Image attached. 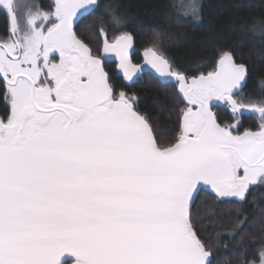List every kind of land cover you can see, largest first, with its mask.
Returning <instances> with one entry per match:
<instances>
[{"label": "snow or ice", "instance_id": "6c2138e0", "mask_svg": "<svg viewBox=\"0 0 264 264\" xmlns=\"http://www.w3.org/2000/svg\"><path fill=\"white\" fill-rule=\"evenodd\" d=\"M0 12V264H217L197 201L264 188V80L243 95L249 67L228 50L189 73L159 34L135 63L134 35L98 0ZM147 70L173 86L169 133L126 90Z\"/></svg>", "mask_w": 264, "mask_h": 264}, {"label": "trees", "instance_id": "16d2710c", "mask_svg": "<svg viewBox=\"0 0 264 264\" xmlns=\"http://www.w3.org/2000/svg\"><path fill=\"white\" fill-rule=\"evenodd\" d=\"M195 1L198 20L186 7L191 3L184 0H100L99 9L122 16L124 22L120 29L132 32L135 37V62L141 61L139 53L153 43L157 34L164 54L189 73H194L197 67H206L217 51H232L249 67L243 95L259 96L260 81L264 80V32L256 31V26L264 23V0ZM99 19L109 26L110 34L116 30L110 27L107 15ZM5 24L4 14L0 12V33ZM117 83L124 82L118 79ZM126 90L138 96L142 111L159 118L166 133L175 128L176 121L169 115L175 107L172 85H163L155 77L146 75ZM242 123L245 128H251L256 121L246 116ZM196 211L207 238L213 239L217 232L221 233L219 245L214 249L217 264L260 261L259 253L264 248V188L254 186L245 202L221 203L208 193H201ZM237 222L242 227H237ZM226 232L235 235L226 237L223 235Z\"/></svg>", "mask_w": 264, "mask_h": 264}, {"label": "flooded vegetation", "instance_id": "af4514ba", "mask_svg": "<svg viewBox=\"0 0 264 264\" xmlns=\"http://www.w3.org/2000/svg\"><path fill=\"white\" fill-rule=\"evenodd\" d=\"M99 1L100 0H98V4H99ZM136 53V52H135ZM135 55L136 54H134L133 55V61H134V57H135ZM139 58L141 59V61L139 62V63H143V61H142V52L141 53H139ZM135 62V61H134ZM135 63H137V62H135ZM146 75H151V76H153V77H155L154 75H152V74H150V73H147V74H144L140 79H138L136 82H138L139 80H141L144 76H146ZM156 78V77H155ZM157 79V78H156ZM159 80V79H158ZM124 82V81H123ZM161 83V82H160ZM134 84H136V83H134ZM162 84V83H161ZM133 85V84H132ZM164 85V84H163ZM167 85H172V84H167Z\"/></svg>", "mask_w": 264, "mask_h": 264}, {"label": "water", "instance_id": "95a60500", "mask_svg": "<svg viewBox=\"0 0 264 264\" xmlns=\"http://www.w3.org/2000/svg\"><path fill=\"white\" fill-rule=\"evenodd\" d=\"M147 73H150V74H152V75H154L155 76V73L154 72H152L151 70H147V71H145V73L144 74H147ZM156 77V76H155ZM157 79H159L158 77H156ZM163 84V83H162ZM167 84H171V82H168ZM167 84H164V85H167Z\"/></svg>", "mask_w": 264, "mask_h": 264}, {"label": "rangeland", "instance_id": "374dc122", "mask_svg": "<svg viewBox=\"0 0 264 264\" xmlns=\"http://www.w3.org/2000/svg\"><path fill=\"white\" fill-rule=\"evenodd\" d=\"M188 2L189 1V3H193V2H195L196 3V1L195 0H184V2ZM251 264H260V261L259 262H257V263H251Z\"/></svg>", "mask_w": 264, "mask_h": 264}]
</instances>
